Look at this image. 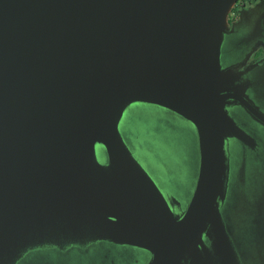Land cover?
<instances>
[{
  "label": "water",
  "instance_id": "obj_1",
  "mask_svg": "<svg viewBox=\"0 0 264 264\" xmlns=\"http://www.w3.org/2000/svg\"><path fill=\"white\" fill-rule=\"evenodd\" d=\"M237 2L0 0V264H264V59L236 71L264 0Z\"/></svg>",
  "mask_w": 264,
  "mask_h": 264
},
{
  "label": "flooded vegetation",
  "instance_id": "obj_2",
  "mask_svg": "<svg viewBox=\"0 0 264 264\" xmlns=\"http://www.w3.org/2000/svg\"><path fill=\"white\" fill-rule=\"evenodd\" d=\"M258 0H238V2L234 5V7L232 8L230 15H229V21L230 24L236 22L239 20L240 18V14L241 12L247 8V6L249 5V3L252 2H256ZM255 22V23H254ZM254 22L252 21L251 23V27H247L248 25V21L246 19H244V26H246V29H251L253 27H256L257 25V21L254 20ZM262 25L264 27V21H261ZM250 23V21H249ZM264 29V28H263ZM264 45V41L262 40V38H258L257 40H253L251 42V45L248 47V49H245V47H242V49L240 50L241 53V58L238 61L244 60L246 61L247 58V53L252 52L254 48H258L257 52L251 57V59L249 60V62L243 66V68H236V71H240L243 70L244 67H247L248 65H250L252 62H259L262 59H264V50L262 49ZM239 56V55H238ZM108 247V246H107ZM107 247L105 248V250H107ZM109 248V247H108ZM146 255L144 252H142L141 250H132L130 251L126 257H124L121 262L117 261V264H143V261L146 260V262L149 261V259H146ZM50 258L55 259V256L53 254H50Z\"/></svg>",
  "mask_w": 264,
  "mask_h": 264
}]
</instances>
